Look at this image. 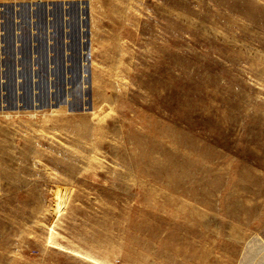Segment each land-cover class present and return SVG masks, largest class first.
Instances as JSON below:
<instances>
[{
  "label": "rangeland",
  "instance_id": "obj_1",
  "mask_svg": "<svg viewBox=\"0 0 264 264\" xmlns=\"http://www.w3.org/2000/svg\"><path fill=\"white\" fill-rule=\"evenodd\" d=\"M0 264H264V0H0Z\"/></svg>",
  "mask_w": 264,
  "mask_h": 264
},
{
  "label": "bare ground",
  "instance_id": "obj_2",
  "mask_svg": "<svg viewBox=\"0 0 264 264\" xmlns=\"http://www.w3.org/2000/svg\"><path fill=\"white\" fill-rule=\"evenodd\" d=\"M127 262V261H126Z\"/></svg>",
  "mask_w": 264,
  "mask_h": 264
}]
</instances>
